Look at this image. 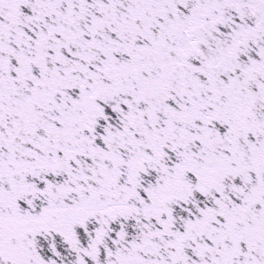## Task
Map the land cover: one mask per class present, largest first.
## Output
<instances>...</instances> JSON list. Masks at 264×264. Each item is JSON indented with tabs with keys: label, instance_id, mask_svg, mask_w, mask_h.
<instances>
[{
	"label": "snow or ice",
	"instance_id": "1",
	"mask_svg": "<svg viewBox=\"0 0 264 264\" xmlns=\"http://www.w3.org/2000/svg\"><path fill=\"white\" fill-rule=\"evenodd\" d=\"M0 264H264V0H0Z\"/></svg>",
	"mask_w": 264,
	"mask_h": 264
}]
</instances>
